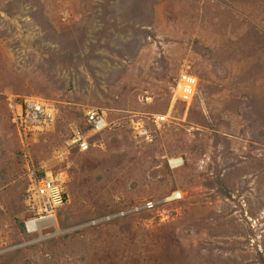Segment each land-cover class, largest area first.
Returning <instances> with one entry per match:
<instances>
[{
    "label": "rangeland",
    "instance_id": "rangeland-1",
    "mask_svg": "<svg viewBox=\"0 0 264 264\" xmlns=\"http://www.w3.org/2000/svg\"><path fill=\"white\" fill-rule=\"evenodd\" d=\"M183 73L199 81L190 106L176 90ZM145 91L153 112L174 97L175 109L141 150L128 140L104 148L109 159L58 158L85 109L137 114ZM11 97L54 103L56 123L24 144ZM165 149L188 159L183 173L152 170ZM24 154L66 172L92 221L67 207L28 231ZM126 189L116 210L110 199ZM174 192L183 199L167 201ZM113 242L125 247L116 264H264V0H0V264H106Z\"/></svg>",
    "mask_w": 264,
    "mask_h": 264
},
{
    "label": "built area",
    "instance_id": "built-area-1",
    "mask_svg": "<svg viewBox=\"0 0 264 264\" xmlns=\"http://www.w3.org/2000/svg\"><path fill=\"white\" fill-rule=\"evenodd\" d=\"M198 78L190 73H183L179 77L177 91L180 92L178 98L185 105H192L198 91ZM9 114L13 126L20 135L21 141L25 144L26 138L35 134L43 133L51 128L57 120L58 109L54 103L45 99L34 97H11L7 99ZM170 115H127V123L135 137L149 140L151 128L160 129L169 123ZM86 129L74 126L71 139L58 158L70 155L71 148H77L80 152H89L92 148L90 135H100L111 130L115 124L110 121L108 111L102 108H90L85 115ZM85 127V128H86ZM26 169L28 173V189L25 198V206L29 214L35 219L27 224L34 223L32 231L38 229L37 223L41 220L56 217L57 212L67 204L69 194L66 184L69 183L66 172L48 171L44 167L39 168L32 161H29L27 154H24ZM208 160H202L199 168H204ZM182 196L175 198V193L167 198V201L180 200ZM156 202H148L143 207H136L134 211L143 209L152 210L156 207ZM133 211V212H134ZM124 214H127L126 212Z\"/></svg>",
    "mask_w": 264,
    "mask_h": 264
},
{
    "label": "crops",
    "instance_id": "crops-1",
    "mask_svg": "<svg viewBox=\"0 0 264 264\" xmlns=\"http://www.w3.org/2000/svg\"><path fill=\"white\" fill-rule=\"evenodd\" d=\"M157 14L158 13L155 14V18L153 20L152 26L155 29H157L158 31H160V33H158V37H157L158 39H160V37H165L166 35H168L169 32H168V30H165L161 26V21H160V19H159V17H158ZM161 44H163V47H162ZM159 46L162 47V48H166L168 45L166 43H161L160 42L159 43ZM130 72H132V71H130ZM179 77H180V75H179ZM178 82H179V79L177 80L176 89H177ZM150 98L151 97L148 96V92L145 91V95H144V99L145 100H144V102H143L142 105H139V108L141 109L142 112H139V110H138L137 112H134V113H137L139 115H156L157 113L156 112H153V111H155V109H152V108L149 109V105L148 104H149L150 100L153 99V98H151V99ZM174 99H175V97L172 99L171 102L168 103L169 107H167V109L164 107V109L161 110V112H158V114L159 115H165V114L172 115L173 110L175 109V101H174ZM74 103H77V102H74ZM92 108H98V107H92ZM102 109H105V110L108 111L109 119H110L111 122H113L115 124V126L111 130L106 131L103 134H100V137H98V139L96 141H93V139L96 138V136H98V135H96V134H93L92 135L91 134L90 135L91 136L90 139L92 141V148H91V150L89 152L84 153V152H80L77 148H71L70 155L72 156V154L76 153L75 156L83 159V158H86V156H88V155H86L87 153H91L92 152L93 153V156H95V154L96 155H99L100 154V156H102V157H105L106 156L107 157L106 159H109V157L112 155V153L110 154L109 151L104 150V148L110 147L111 143H114V142H118V144H121L122 146H125L124 148H128L127 145H126L128 140L132 141L133 144L134 143H137V146L135 148L136 149L138 148L137 150H141L142 149L141 148L142 146L140 147V145L145 140L144 139H138L137 137H135V134H133L132 130L130 129V127L128 126V123L126 121L127 115L133 114V112L124 111L123 110V112H121L120 114H118L117 116H115V117L112 118V115L110 113L111 111L109 109H107V108H102ZM86 111L87 110L85 109L84 112L86 113ZM71 126H72V129H73L74 126H80V127H83L84 129H86V131H87V127L85 125V118H83L81 121H79L77 123H73ZM72 129H71V131H72ZM124 148L121 150V155L125 151ZM164 151H165L164 153H159L158 154L159 163L156 166L153 165L152 166V170L155 171L154 168L160 170L164 166H168L169 165V168H170V170H172V173L173 174L175 172H178L179 174L183 173L185 171V168L187 167V161H188V159L184 155H179L178 153L177 154H173L171 152V150L170 151H167L165 149ZM97 153H99V154H97ZM113 155H115V153ZM124 157L129 158L127 155H125ZM87 158H89V157H87ZM175 158H177V159L179 158L180 159V161L177 163V165L176 164L174 165L171 162L172 159H175ZM112 159H113V157H112ZM105 161L107 162V160H104V158H101L99 164H101L103 166L106 163ZM96 168L97 167L92 168L89 165V163H87L86 165L83 166L84 172L85 171H87V172H93L94 174H97V171H95ZM174 176H175V174H174ZM119 179H122V182L126 181V183L128 181L127 178L124 180L122 177L121 178L118 177V180L115 178L116 182H118ZM144 179H145V177H144ZM101 180L106 181V177H102L100 179V181ZM171 190H172V188H171ZM162 195L168 196L169 195V189H166L164 192H162ZM128 197L130 198V195H129V192H128L127 189L124 190V191L123 190H120L117 193L116 196L114 195L113 198L110 199V201H113L114 208L116 210L120 209V211H121L122 208H123V203L125 201H128ZM69 198L70 199L68 200L67 204L65 206H63L57 212L58 214L60 213V211L63 208L66 209L68 207L69 212L71 213V218H74V217H77V216H85L86 217V218L83 219L85 221L84 224H87L90 221H92L93 216L96 215V214H98V212L96 211V207H93L92 209L90 207H88L86 209H79V208H77V206L79 204L76 205V200L78 198H76V197H69ZM116 203H120L119 207L116 205ZM88 204L89 203L84 204L83 199L80 200V206H87ZM124 213L125 212L123 210L121 215L122 216L126 215ZM58 214H56V216H58ZM53 219L54 218L41 220L40 223L41 222H45V221H50V220H53ZM55 219H56V217H55ZM28 231H29V229H28ZM58 231H60V229H58ZM124 250H125V247L123 246V244L121 242H113L112 246H109V247H107L105 249V253H107L108 255H106L107 259L104 261V263H106V264H116L118 262L117 259L119 257V256H116V255L117 254H122L124 252ZM102 253H103L102 250H100L99 252H97V255L96 256H99L100 257V255Z\"/></svg>",
    "mask_w": 264,
    "mask_h": 264
},
{
    "label": "bare ground",
    "instance_id": "bare-ground-1",
    "mask_svg": "<svg viewBox=\"0 0 264 264\" xmlns=\"http://www.w3.org/2000/svg\"><path fill=\"white\" fill-rule=\"evenodd\" d=\"M179 161H180V159H179V158H178V159L176 158V159H172L171 162H172V164H174V165L176 164V165H177V163H178ZM179 193L181 194V192H179ZM179 193L175 192V198L178 197V196H180V197L182 196V194L180 195ZM33 225H34V223H31V224L29 225V227H30L29 230H30V231H32V226H33ZM37 230H38V229H37Z\"/></svg>",
    "mask_w": 264,
    "mask_h": 264
},
{
    "label": "clouds",
    "instance_id": "clouds-1",
    "mask_svg": "<svg viewBox=\"0 0 264 264\" xmlns=\"http://www.w3.org/2000/svg\"><path fill=\"white\" fill-rule=\"evenodd\" d=\"M174 193H175V192H174ZM181 194H182V193H181ZM171 196H172V195H171ZM171 196H170V197H171ZM182 199H183V196H182ZM180 200H181V199H180ZM174 201H175V200H174Z\"/></svg>",
    "mask_w": 264,
    "mask_h": 264
},
{
    "label": "trees",
    "instance_id": "trees-1",
    "mask_svg": "<svg viewBox=\"0 0 264 264\" xmlns=\"http://www.w3.org/2000/svg\"><path fill=\"white\" fill-rule=\"evenodd\" d=\"M85 132H87V131L85 130Z\"/></svg>",
    "mask_w": 264,
    "mask_h": 264
}]
</instances>
